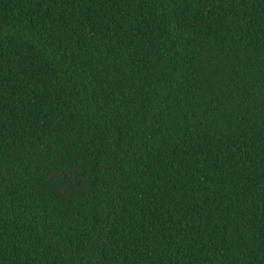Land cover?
I'll list each match as a JSON object with an SVG mask.
<instances>
[{"label": "trees", "instance_id": "1", "mask_svg": "<svg viewBox=\"0 0 264 264\" xmlns=\"http://www.w3.org/2000/svg\"><path fill=\"white\" fill-rule=\"evenodd\" d=\"M0 264H264V0H0Z\"/></svg>", "mask_w": 264, "mask_h": 264}]
</instances>
